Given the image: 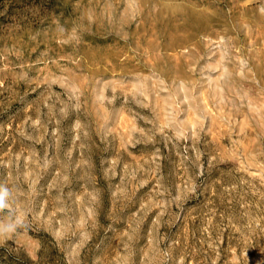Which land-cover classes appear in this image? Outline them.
I'll return each instance as SVG.
<instances>
[{
	"label": "rangeland",
	"instance_id": "1",
	"mask_svg": "<svg viewBox=\"0 0 264 264\" xmlns=\"http://www.w3.org/2000/svg\"><path fill=\"white\" fill-rule=\"evenodd\" d=\"M0 264H264V0H0Z\"/></svg>",
	"mask_w": 264,
	"mask_h": 264
},
{
	"label": "clouds",
	"instance_id": "2",
	"mask_svg": "<svg viewBox=\"0 0 264 264\" xmlns=\"http://www.w3.org/2000/svg\"><path fill=\"white\" fill-rule=\"evenodd\" d=\"M10 189L4 184H0V212L8 209L10 206ZM24 218L21 214L8 213L5 218L0 219V241H6L17 234L20 229H25Z\"/></svg>",
	"mask_w": 264,
	"mask_h": 264
}]
</instances>
